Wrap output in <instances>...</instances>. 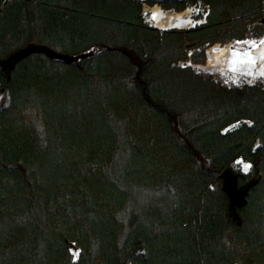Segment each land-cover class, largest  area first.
Masks as SVG:
<instances>
[{
    "label": "trees",
    "instance_id": "trees-1",
    "mask_svg": "<svg viewBox=\"0 0 264 264\" xmlns=\"http://www.w3.org/2000/svg\"><path fill=\"white\" fill-rule=\"evenodd\" d=\"M205 1L160 31L136 0H0V264H264V88L194 68L264 0Z\"/></svg>",
    "mask_w": 264,
    "mask_h": 264
},
{
    "label": "rangeland",
    "instance_id": "rangeland-1",
    "mask_svg": "<svg viewBox=\"0 0 264 264\" xmlns=\"http://www.w3.org/2000/svg\"><path fill=\"white\" fill-rule=\"evenodd\" d=\"M262 26V36L247 37L238 41L228 42L229 56L224 70L219 71L217 69L207 68L205 64L195 66V70L200 73L212 75L215 80H219L227 86L260 83L264 88V79L261 76H255L257 57L254 55L257 47L264 42V24ZM245 166L248 167L245 168ZM233 168L246 173L249 165L242 161H237L233 164ZM72 251L75 252L73 248Z\"/></svg>",
    "mask_w": 264,
    "mask_h": 264
},
{
    "label": "bare ground",
    "instance_id": "bare-ground-1",
    "mask_svg": "<svg viewBox=\"0 0 264 264\" xmlns=\"http://www.w3.org/2000/svg\"><path fill=\"white\" fill-rule=\"evenodd\" d=\"M189 9L186 8L180 12L162 11L159 6H151L146 21L148 25L160 31L170 29H189L195 27L199 21H194L189 16ZM155 14V18L153 15ZM257 57L255 76H261L264 79V42L254 51ZM229 56V45L214 44L205 51V67L224 70Z\"/></svg>",
    "mask_w": 264,
    "mask_h": 264
},
{
    "label": "water",
    "instance_id": "water-1",
    "mask_svg": "<svg viewBox=\"0 0 264 264\" xmlns=\"http://www.w3.org/2000/svg\"><path fill=\"white\" fill-rule=\"evenodd\" d=\"M258 24H264V18H262ZM30 52V49H26L23 52L10 56L4 64L6 66L11 65L14 61L20 59L24 55ZM220 178L223 180V188L230 198V210L235 214V207H239L243 204L244 196L248 191L250 184L239 188L238 187V176L230 168H226L220 174Z\"/></svg>",
    "mask_w": 264,
    "mask_h": 264
},
{
    "label": "built area",
    "instance_id": "built-area-1",
    "mask_svg": "<svg viewBox=\"0 0 264 264\" xmlns=\"http://www.w3.org/2000/svg\"><path fill=\"white\" fill-rule=\"evenodd\" d=\"M141 7L142 12L145 14V22L148 25V22L146 21L147 15L149 14V9L151 6H159L161 10H163L160 6L161 3L166 2H185L186 6L185 8L189 9V16L194 21H199L196 26L200 24H204L206 22L207 16L210 12V5L205 0H136ZM163 11H174L173 9H167ZM149 26V25H148Z\"/></svg>",
    "mask_w": 264,
    "mask_h": 264
},
{
    "label": "snow or ice",
    "instance_id": "snow-or-ice-1",
    "mask_svg": "<svg viewBox=\"0 0 264 264\" xmlns=\"http://www.w3.org/2000/svg\"><path fill=\"white\" fill-rule=\"evenodd\" d=\"M153 18H155V14L153 15ZM254 62V61H253ZM261 75H264V73H261ZM248 166H245L247 168ZM78 255V254H77Z\"/></svg>",
    "mask_w": 264,
    "mask_h": 264
}]
</instances>
